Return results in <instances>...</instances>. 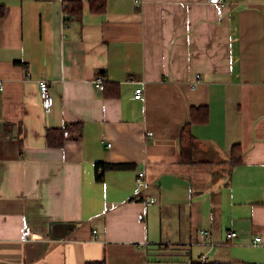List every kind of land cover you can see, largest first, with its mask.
<instances>
[{
  "label": "crops",
  "instance_id": "0c3cea01",
  "mask_svg": "<svg viewBox=\"0 0 264 264\" xmlns=\"http://www.w3.org/2000/svg\"><path fill=\"white\" fill-rule=\"evenodd\" d=\"M0 6V264H264V0ZM196 106L207 119L183 163ZM98 164L121 167L97 181ZM141 170L151 204L133 192Z\"/></svg>",
  "mask_w": 264,
  "mask_h": 264
},
{
  "label": "trees",
  "instance_id": "16d2710c",
  "mask_svg": "<svg viewBox=\"0 0 264 264\" xmlns=\"http://www.w3.org/2000/svg\"><path fill=\"white\" fill-rule=\"evenodd\" d=\"M88 3V9L92 13H102L106 9V0H86ZM82 11V0H62V13L64 15V18H67V16H77ZM4 8L3 6H0V18L3 16ZM207 119V109L204 106H196V107H190L188 111V121L187 123L181 128L179 132V154H180V160L183 163H192V151L194 148V141L195 137L192 134L191 126L193 124H202ZM55 132V131H54ZM52 131L50 130L48 132V137L50 141H54ZM55 144H60V141L56 140ZM230 162L232 164H238L240 162V149L238 145H233L230 152ZM121 165H104V164H98L96 165V180L101 181L103 172L106 169H112V168H120ZM264 205V200L262 202ZM86 264H105L104 261H97V262H88ZM190 264H230V263H224V262H205V263H199V262H191Z\"/></svg>",
  "mask_w": 264,
  "mask_h": 264
},
{
  "label": "built area",
  "instance_id": "2783aa9c",
  "mask_svg": "<svg viewBox=\"0 0 264 264\" xmlns=\"http://www.w3.org/2000/svg\"><path fill=\"white\" fill-rule=\"evenodd\" d=\"M228 0H208V3L213 4V5H224ZM136 4H141L142 0H134ZM64 16V15H63ZM197 77V76H196ZM94 86L99 89L103 90L104 89V84L102 83L101 76H96V78L93 81ZM38 86V92H39V100H40V105L41 108L43 109L44 112H48L50 109V87L49 83L45 79H40L37 82ZM1 89V86H0ZM134 97L139 99L142 97V88L138 87L134 90ZM148 135H151V132L146 133ZM64 136L68 135L67 131L63 132ZM148 184L146 181L145 173L144 171H138L135 175L134 178V186H133V192L138 196V200L140 202H143L145 204H151L154 202V199L150 196H148ZM95 232V231H94ZM198 236L200 237V240L196 242V244H202L204 243L203 239L209 238V234L207 231L204 230H199L198 231ZM237 236L235 231H227L225 233V240L226 241H231L233 238ZM32 237L29 228L24 227L21 230V239L24 241H27ZM260 239L259 237H255L253 239V242H258ZM192 243H189L188 245H191ZM195 244V243H193ZM206 256L202 255L198 258L199 263H205L206 262Z\"/></svg>",
  "mask_w": 264,
  "mask_h": 264
}]
</instances>
